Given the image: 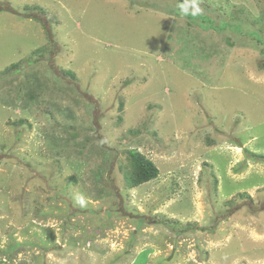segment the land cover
<instances>
[{"label":"rangeland","instance_id":"374dc122","mask_svg":"<svg viewBox=\"0 0 264 264\" xmlns=\"http://www.w3.org/2000/svg\"><path fill=\"white\" fill-rule=\"evenodd\" d=\"M177 2L0 0V264H264V0Z\"/></svg>","mask_w":264,"mask_h":264},{"label":"trees","instance_id":"16d2710c","mask_svg":"<svg viewBox=\"0 0 264 264\" xmlns=\"http://www.w3.org/2000/svg\"><path fill=\"white\" fill-rule=\"evenodd\" d=\"M0 12H9L13 15L19 16L24 19H29V20L34 19L42 23L45 27H49L50 25L57 23V20L54 16L52 17L45 10H42L41 8H38L36 6H25L23 7L21 11H19L18 9H15L11 5L2 4L0 5ZM30 12H35L37 15L32 16ZM40 14H43L44 17L42 18H47L48 21L45 20L44 22L43 19H38ZM209 27L213 29L220 28L217 25H213ZM221 27L223 28L225 26H221ZM261 65H262L261 68L264 69V63H262ZM13 67H16V64L12 65L10 68H13ZM20 124H22L21 121H20ZM248 154L252 160L257 161V162H263L262 160L264 159V155H258L256 153H248ZM128 156H129V162L131 164L132 169L128 175L127 181L131 189L138 188L149 182L155 181L159 178V175H160L159 169L154 164V162L150 160L148 157H146L144 154H142L141 152L137 150H130L128 151ZM238 198L244 201L246 199H250V196L244 193V194H239ZM247 209L251 210L253 214H258L259 212L264 211L263 207L261 208L258 207L256 209L247 207ZM164 223L174 224L175 222L168 221Z\"/></svg>","mask_w":264,"mask_h":264},{"label":"clouds","instance_id":"9594fccd","mask_svg":"<svg viewBox=\"0 0 264 264\" xmlns=\"http://www.w3.org/2000/svg\"><path fill=\"white\" fill-rule=\"evenodd\" d=\"M179 15L184 17H196L201 15L203 9L200 7L198 0H178L176 5ZM76 203H78L81 207L86 206V199L83 195H77L75 197Z\"/></svg>","mask_w":264,"mask_h":264}]
</instances>
